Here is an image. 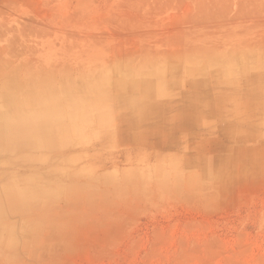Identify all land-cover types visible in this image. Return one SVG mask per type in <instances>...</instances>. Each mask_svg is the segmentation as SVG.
Wrapping results in <instances>:
<instances>
[{"label": "rangeland", "instance_id": "1", "mask_svg": "<svg viewBox=\"0 0 264 264\" xmlns=\"http://www.w3.org/2000/svg\"><path fill=\"white\" fill-rule=\"evenodd\" d=\"M44 79L0 264H264V0H0V114Z\"/></svg>", "mask_w": 264, "mask_h": 264}, {"label": "bare ground", "instance_id": "2", "mask_svg": "<svg viewBox=\"0 0 264 264\" xmlns=\"http://www.w3.org/2000/svg\"><path fill=\"white\" fill-rule=\"evenodd\" d=\"M45 81L46 79L43 83L30 87V93L24 97V100H20L16 96L15 85L5 88L2 94V97H5L7 109L0 114V148L8 153L9 159L22 158L26 162V164H23L26 165V171L28 172H22L19 168V162H15L10 166H6L10 168V170L3 172L7 176L0 174V239L4 237L1 231L10 230V233L13 234V230L10 229L9 225L3 223L6 216L15 213L25 216L34 209L35 205H38L39 192L36 193V166L27 162L25 155H21L20 152L26 150V146L34 149L53 145L51 139L53 125L60 124L62 116L57 110L59 103L52 86ZM7 84L11 85V83ZM144 88L149 89L148 87ZM40 93L47 95L46 98L40 99L38 97L42 98ZM134 100L129 101V103L134 104ZM137 100L142 101V98ZM21 103H27V109H30L31 113H27V111L22 113ZM55 121L58 122L54 124ZM5 161L0 160L4 163ZM20 182L23 183V187L20 186ZM36 218L26 219L24 224L33 227ZM6 239L9 243L14 242L16 238L9 236Z\"/></svg>", "mask_w": 264, "mask_h": 264}]
</instances>
